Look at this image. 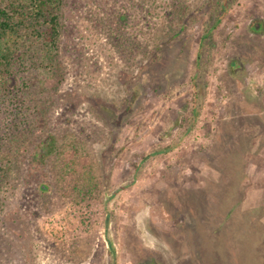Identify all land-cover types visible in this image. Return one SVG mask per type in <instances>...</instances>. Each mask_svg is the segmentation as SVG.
Instances as JSON below:
<instances>
[{
    "label": "rangeland",
    "instance_id": "1",
    "mask_svg": "<svg viewBox=\"0 0 264 264\" xmlns=\"http://www.w3.org/2000/svg\"><path fill=\"white\" fill-rule=\"evenodd\" d=\"M215 1H63L59 66L12 105L40 126L1 189L0 264H264V0Z\"/></svg>",
    "mask_w": 264,
    "mask_h": 264
},
{
    "label": "trees",
    "instance_id": "2",
    "mask_svg": "<svg viewBox=\"0 0 264 264\" xmlns=\"http://www.w3.org/2000/svg\"><path fill=\"white\" fill-rule=\"evenodd\" d=\"M63 1L0 0V109L4 106L12 108L8 115L0 111V151H5V156L0 158V193L14 175L17 163L15 155H18L22 145L29 143V133L40 126L34 119H28L24 112L18 113L22 107L13 108L12 105H17L16 99L18 102L25 99L26 89L31 86L26 78L28 72L37 69L47 78L50 69L59 66ZM223 1L210 2L206 8L224 5L226 2ZM177 5L181 8V4ZM226 8L223 6L221 11L224 12ZM209 34L208 43L213 45V34ZM40 128L43 132L29 159L31 173L25 175L27 179L33 176L37 178L39 188L44 193L48 188L45 162L52 154L60 155L61 146L55 134L50 131L45 133V129ZM81 156L77 155V165L79 162L82 165L81 170L77 171V196L88 199L94 194L93 186H97V178L90 167L91 157Z\"/></svg>",
    "mask_w": 264,
    "mask_h": 264
}]
</instances>
